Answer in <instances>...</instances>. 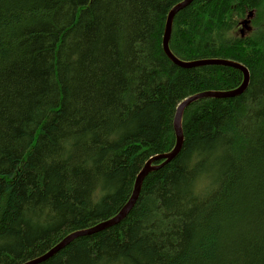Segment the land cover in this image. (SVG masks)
I'll return each instance as SVG.
<instances>
[{
  "label": "trees",
  "instance_id": "16d2710c",
  "mask_svg": "<svg viewBox=\"0 0 264 264\" xmlns=\"http://www.w3.org/2000/svg\"><path fill=\"white\" fill-rule=\"evenodd\" d=\"M181 1L0 0V264L116 215L175 147L180 103L243 83L234 66L166 54ZM230 14L238 35L222 42ZM169 46L242 63L249 83L186 106L181 151L145 176L126 217L38 264H264V0H194ZM201 175L211 185L195 195Z\"/></svg>",
  "mask_w": 264,
  "mask_h": 264
},
{
  "label": "water",
  "instance_id": "95a60500",
  "mask_svg": "<svg viewBox=\"0 0 264 264\" xmlns=\"http://www.w3.org/2000/svg\"><path fill=\"white\" fill-rule=\"evenodd\" d=\"M194 0H183L180 3L176 4L171 11L169 12L167 22H166V28L163 38V48L166 52V54L170 57V59L175 62L176 64L182 66V67H196L201 65H207V64H224V65H231L234 66L240 70H242L244 74V80L243 83L240 85V87L228 90V91H204L197 93L195 95H192L188 98H186L177 108L175 119H174V129L176 133V145L173 148L172 151L160 155H156L153 159L148 161L143 169L140 171L134 185L133 193L131 195V198L129 199L128 203L114 216L107 218L105 220L100 221L99 223L90 226L85 229H80L75 232L70 233L68 236L63 238L59 243L51 247L48 251L43 253L42 255L27 260L23 262L22 264H38L41 263L56 253H58L61 249H63L67 244H69L74 238L81 236V235H89L96 232H99L101 230L108 229L118 223H120L128 214V212L131 210V208L135 205L137 198L139 196L142 182L145 178V176L153 169L159 168L172 159H174L178 153L181 151L183 143H184V135H183V129H182V116L183 111L192 101L204 98V97H231L240 94L248 85L249 79H250V72L246 66H244L242 63L226 60V59H218V58H209V59H198L193 61H184L179 58H177L171 51L169 46V41L172 33V23L175 14L189 6ZM255 16V10H251L248 15L244 18V20L241 21V33L244 34L245 31L250 29V23L253 17ZM153 160H163L160 165L158 166H151V163Z\"/></svg>",
  "mask_w": 264,
  "mask_h": 264
},
{
  "label": "clouds",
  "instance_id": "9594fccd",
  "mask_svg": "<svg viewBox=\"0 0 264 264\" xmlns=\"http://www.w3.org/2000/svg\"><path fill=\"white\" fill-rule=\"evenodd\" d=\"M240 20L241 18L235 14H230L225 17L224 20L225 27L219 33V38L222 42H230L236 38V36L238 35L237 34L238 29L240 27L239 25ZM206 185L210 186L211 181L207 176L201 175L193 182V187H192L193 194L195 195L201 194L202 189Z\"/></svg>",
  "mask_w": 264,
  "mask_h": 264
},
{
  "label": "bare ground",
  "instance_id": "6f19581e",
  "mask_svg": "<svg viewBox=\"0 0 264 264\" xmlns=\"http://www.w3.org/2000/svg\"><path fill=\"white\" fill-rule=\"evenodd\" d=\"M67 236H68V235H67ZM70 243H71V242H70ZM70 243H69V244H70ZM67 245H68V244H67ZM67 245H66V246H67ZM66 246H65V247H66Z\"/></svg>",
  "mask_w": 264,
  "mask_h": 264
}]
</instances>
